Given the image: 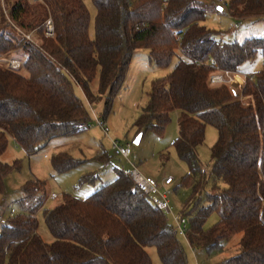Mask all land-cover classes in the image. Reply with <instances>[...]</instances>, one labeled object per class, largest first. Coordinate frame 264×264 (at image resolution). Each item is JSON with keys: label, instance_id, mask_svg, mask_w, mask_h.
Masks as SVG:
<instances>
[{"label": "trees", "instance_id": "obj_1", "mask_svg": "<svg viewBox=\"0 0 264 264\" xmlns=\"http://www.w3.org/2000/svg\"><path fill=\"white\" fill-rule=\"evenodd\" d=\"M92 1L93 39L82 0H0V157L10 137L31 154L51 138L87 128L91 119L74 85L93 100L91 84L98 73V90H109L108 105L135 49H148L158 67L168 66L179 51L172 72L152 81L137 130L162 134L170 113L179 110L173 144L188 168L181 182L192 191L179 214L186 220L185 238L212 252L241 233L239 252L227 264H264V64L253 78L246 76L241 94L208 81L212 72L237 71L264 52V38H219L217 30L202 24L216 8L208 0ZM224 5L235 20H264V0H225ZM49 17L52 37L45 35ZM29 33L38 42L26 38ZM9 57L19 59L20 68L8 66ZM208 124L218 130L209 173L197 152ZM80 161L64 152L52 159L58 172ZM12 167L0 159V187ZM97 178L88 172L80 183ZM21 189L27 207L1 227L0 264H154L147 251L152 245L163 264H187L176 225L127 171L117 169L85 198L64 193L60 204L45 209L51 242L36 232L34 213L46 199L36 194L43 184L28 180ZM213 211L218 220L205 229Z\"/></svg>", "mask_w": 264, "mask_h": 264}, {"label": "rangeland", "instance_id": "obj_2", "mask_svg": "<svg viewBox=\"0 0 264 264\" xmlns=\"http://www.w3.org/2000/svg\"><path fill=\"white\" fill-rule=\"evenodd\" d=\"M208 1L214 3L216 8L207 12L202 24L217 30L219 38L240 42L250 36L264 38V20H235L224 5L225 0ZM82 3L89 12L87 31L89 37L93 39L97 9L92 0H82ZM3 7L7 12V4L4 2ZM30 34L31 39L37 41V36L34 38V35ZM179 55L177 51L168 66L158 67L150 60L148 49H135L125 79L108 105L106 103L109 90H98V73L91 84V91L95 95L93 100H88L83 90L78 85H74L75 93L82 100L91 119L89 126L85 129L51 138L42 148L29 155L10 137L7 148L0 157L3 162L13 166L4 177L0 187V209L4 207L9 209L12 206L15 209V215L22 213L23 208L27 207V201L24 200L25 195L21 186L28 180L40 181L43 184V192L39 191L36 195L46 194V199L43 206L34 213L37 221L36 232L45 242H51L54 238L44 221L43 211L45 209L53 208L59 201L61 202L64 193L77 198H85L99 186L112 180L117 175V169L130 173L136 168L144 176H150L158 181V189L149 194L152 202L159 205L160 192L167 193L172 208V214L169 213L167 216L169 221L176 225L173 214L181 213L192 194L191 188L181 182V177L187 174L188 168L177 155L173 144L178 135L179 110L176 109L170 113V120L162 134H157L151 129L138 132L136 120L142 108L147 104L152 81L170 74ZM10 59L13 58L9 57L8 60ZM263 64L264 52L260 51L254 58L244 62L237 71H232V82L228 83V86L241 94L246 76L253 78V73L261 69ZM96 118L105 120L107 132L97 125ZM139 133H141L139 141L135 142ZM114 140L120 144L130 145L129 157L124 158L114 153L112 149ZM217 140V128L206 125L204 139L198 145L197 152L207 173L212 167L211 149ZM59 152L81 160V164L66 172H58L53 166L52 159ZM102 153L106 155L105 160L100 157ZM88 172H96L98 178L94 182L80 183V178ZM168 176L173 178V182L170 185H164L163 180ZM5 216H9L8 211L5 212ZM217 220V213L211 212L205 219L204 228H211ZM180 223L183 225L186 220L180 217ZM241 236V233L232 235L222 241L221 249L212 252L192 247L183 235H178V239L186 253L187 264H227L226 261L230 257L238 254ZM147 251L154 264H163L155 246H148Z\"/></svg>", "mask_w": 264, "mask_h": 264}, {"label": "built area", "instance_id": "obj_3", "mask_svg": "<svg viewBox=\"0 0 264 264\" xmlns=\"http://www.w3.org/2000/svg\"><path fill=\"white\" fill-rule=\"evenodd\" d=\"M45 35L47 37H52L54 35V26H53V22H52L51 18H48L46 21ZM25 37L28 39H31V34L30 33L25 34ZM8 64L12 68H18L20 66V61L16 58H13V59L8 60ZM231 73H232V71H230V70L214 71L209 75L208 81L212 86H220L222 84L228 85V83L232 82ZM96 121H97V125L99 127H101L104 130V132L108 131V128L105 125V120L103 118H96ZM16 144H17V142H16ZM112 149L116 155H120L124 158L129 157V155L131 153V148H130L129 144H120L116 140H114L112 142ZM27 155H29V154H27ZM129 174H130L132 180L135 182V184L143 192L150 194V193H152L158 189V181L156 179H154L150 176H144L136 168L132 169ZM172 182H173V178L171 176H168V177L164 178V180H163L164 185H170ZM160 197H161V201L159 204L160 207L166 213L172 214V208L169 204L167 193L166 192H160ZM6 211H8V214H9L8 217L15 215V209L12 206H10L9 209L5 208V207L3 209H0V226L1 227L7 223L8 217L5 216ZM173 219L176 223L178 234L184 236V227L180 223L179 215L173 214Z\"/></svg>", "mask_w": 264, "mask_h": 264}, {"label": "water", "instance_id": "obj_4", "mask_svg": "<svg viewBox=\"0 0 264 264\" xmlns=\"http://www.w3.org/2000/svg\"><path fill=\"white\" fill-rule=\"evenodd\" d=\"M219 9H221V8H219ZM140 136H141V133H139L138 135H137V137L135 138V142H138L139 141V138H140Z\"/></svg>", "mask_w": 264, "mask_h": 264}, {"label": "crops", "instance_id": "obj_5", "mask_svg": "<svg viewBox=\"0 0 264 264\" xmlns=\"http://www.w3.org/2000/svg\"><path fill=\"white\" fill-rule=\"evenodd\" d=\"M12 139H13V138H12ZM54 198L56 199V196H55ZM60 203H61V202L59 201V203H58V204H60ZM58 204H56V205H58ZM56 205H55V206H56Z\"/></svg>", "mask_w": 264, "mask_h": 264}]
</instances>
